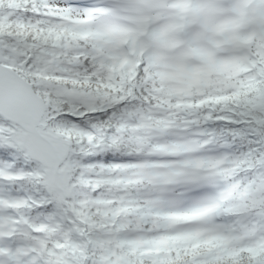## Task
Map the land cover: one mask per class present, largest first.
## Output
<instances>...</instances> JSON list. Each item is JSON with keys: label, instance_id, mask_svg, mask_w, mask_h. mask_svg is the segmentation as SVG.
I'll return each instance as SVG.
<instances>
[{"label": "snow or ice", "instance_id": "snow-or-ice-1", "mask_svg": "<svg viewBox=\"0 0 264 264\" xmlns=\"http://www.w3.org/2000/svg\"><path fill=\"white\" fill-rule=\"evenodd\" d=\"M0 264H264V0H0Z\"/></svg>", "mask_w": 264, "mask_h": 264}]
</instances>
